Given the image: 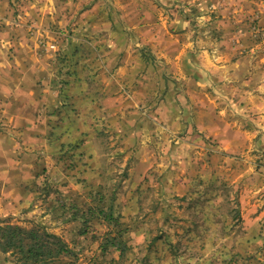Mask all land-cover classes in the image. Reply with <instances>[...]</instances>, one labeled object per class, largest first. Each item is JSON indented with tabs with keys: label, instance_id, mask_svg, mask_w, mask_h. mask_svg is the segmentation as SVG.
Returning <instances> with one entry per match:
<instances>
[{
	"label": "rangeland",
	"instance_id": "rangeland-1",
	"mask_svg": "<svg viewBox=\"0 0 264 264\" xmlns=\"http://www.w3.org/2000/svg\"><path fill=\"white\" fill-rule=\"evenodd\" d=\"M148 1L165 20L187 18L193 45L187 50L206 51L214 63L220 45L204 38L218 43L222 22L227 36H236L232 43L252 62L264 51V0H234L243 5L239 11L224 8L232 0ZM27 2L10 1L0 16V69L12 65L24 35L38 32L31 19L21 24V32L15 30L26 16ZM217 4L223 5L219 9ZM49 29L58 38L42 35L37 46L48 50L59 72L69 68L61 40L72 32ZM148 69L146 78L153 80L158 68L152 64ZM63 78H55L59 87ZM202 78L209 82L205 106L198 98L188 100L186 119L184 107L177 105L175 121L169 124L165 112L171 109L158 103L143 108L158 110V120L155 113L148 116L141 110L144 114L137 119L144 116L145 121L139 127L132 124L135 115L124 123L110 122L106 112L68 100L61 104L60 97L50 111L55 117H49L48 128L70 109L81 124L80 135L67 142L59 139L52 147L49 134L41 148L34 138H16L17 157L24 150L31 154L32 177L26 183L31 196L0 216V226L40 229L60 237L68 253L52 264H264V131L251 124L232 98L216 94L211 73ZM4 125L0 123L1 132ZM93 207L110 213L116 226L89 209ZM118 241L125 244L121 256L110 243ZM18 258L0 250V264H21Z\"/></svg>",
	"mask_w": 264,
	"mask_h": 264
},
{
	"label": "crops",
	"instance_id": "crops-1",
	"mask_svg": "<svg viewBox=\"0 0 264 264\" xmlns=\"http://www.w3.org/2000/svg\"><path fill=\"white\" fill-rule=\"evenodd\" d=\"M10 1L0 0V16L3 17ZM160 1L169 5L179 0ZM217 5L220 9L223 4ZM229 7L232 11L243 9L234 0L224 8L227 11ZM155 11L148 0H28L26 16L15 30L21 32V24L25 26L31 19L38 32L24 35L12 65L0 69V123L6 126L0 131V216L11 212L15 205L25 204L31 196L26 189L32 177L31 154L24 150L17 157L18 136L36 139L41 143L40 148L44 147L41 141L49 134H52V147H56L59 139L67 142L79 137L81 124L70 109L60 115L61 120L54 128L47 126L49 117H55L50 111L60 97L61 104L68 100L67 104L73 102L79 107L106 112L110 122L119 119L124 123L135 115L132 124L139 127L145 118H137L144 113L148 116L155 113L158 120V110L151 113L143 110L158 103L171 109L165 112L169 124L175 121L177 105L182 104L185 117L190 114L189 108L186 110L188 100L198 98L205 106L209 82L205 84L202 77L209 72L213 75L216 94L232 98L238 108L246 110L251 124L264 131V64L260 62L264 63V51L258 55L257 62H252L249 54L242 55L239 46L232 43L236 36L232 33L227 36L228 28L224 30L226 26L222 22L218 43L210 37L204 38L205 43L220 45L214 63L206 51L194 54L187 50L192 45L187 18L177 15L168 21ZM54 27L72 32L61 40L69 68H60L59 72L51 64L48 50L37 46L42 35L50 40L53 36L58 38L49 29ZM24 29L30 31L29 27ZM215 36L218 40V33ZM152 64L158 68L153 80L146 78ZM59 75L64 77L61 87L55 80ZM172 76L176 79H170ZM126 89L130 94L124 96Z\"/></svg>",
	"mask_w": 264,
	"mask_h": 264
},
{
	"label": "trees",
	"instance_id": "trees-1",
	"mask_svg": "<svg viewBox=\"0 0 264 264\" xmlns=\"http://www.w3.org/2000/svg\"><path fill=\"white\" fill-rule=\"evenodd\" d=\"M89 209L97 210L103 215V220L116 226L117 220L110 213L96 207ZM110 243L116 246L121 256L125 244L121 241ZM0 250L17 254L21 264H52L68 253L67 245L57 235L40 229L25 230L10 224L0 226Z\"/></svg>",
	"mask_w": 264,
	"mask_h": 264
},
{
	"label": "built area",
	"instance_id": "built-area-1",
	"mask_svg": "<svg viewBox=\"0 0 264 264\" xmlns=\"http://www.w3.org/2000/svg\"><path fill=\"white\" fill-rule=\"evenodd\" d=\"M51 47H54V45H51Z\"/></svg>",
	"mask_w": 264,
	"mask_h": 264
}]
</instances>
